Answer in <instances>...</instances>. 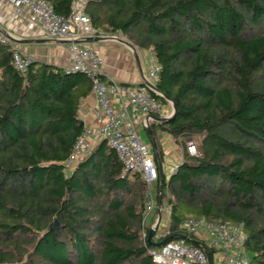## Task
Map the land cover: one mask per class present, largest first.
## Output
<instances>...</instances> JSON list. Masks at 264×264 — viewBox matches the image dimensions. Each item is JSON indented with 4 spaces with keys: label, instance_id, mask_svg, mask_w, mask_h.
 <instances>
[{
    "label": "trees",
    "instance_id": "obj_1",
    "mask_svg": "<svg viewBox=\"0 0 264 264\" xmlns=\"http://www.w3.org/2000/svg\"><path fill=\"white\" fill-rule=\"evenodd\" d=\"M45 1L61 16L75 2ZM85 13L97 34H122L161 66L155 87L176 115L151 132L184 149L155 185L169 238L187 217L242 225L250 264H264V0H89ZM92 90L85 75L43 63L22 75L0 44V264H155L159 211L147 226L141 176L124 174L106 140L67 163ZM193 137L198 157L186 152Z\"/></svg>",
    "mask_w": 264,
    "mask_h": 264
},
{
    "label": "built area",
    "instance_id": "obj_2",
    "mask_svg": "<svg viewBox=\"0 0 264 264\" xmlns=\"http://www.w3.org/2000/svg\"><path fill=\"white\" fill-rule=\"evenodd\" d=\"M16 13L26 19L31 26H39L45 36L51 39L66 41L72 58V65L66 68L67 73L85 75L93 85L98 101L95 120L97 128L85 129L74 147L71 162L87 154L93 148L92 139L100 142L106 140L115 150L123 165L124 174L138 173L145 186L144 222L158 210V216L152 229H155L153 241L158 243L171 235L169 220L162 221V215L169 214V206L158 202L155 185L160 179L158 165L152 156L150 147L138 134L136 119L143 115V125L149 128L154 117L164 115L165 104L158 98L163 95L155 89L161 70L157 59L150 57V71L143 84L129 88L104 79L101 71L102 59L94 49L85 44L88 35L103 36L93 29L90 18L85 13L89 0H75L68 16L56 14L45 0H6ZM89 32V33H88ZM0 44L10 46L12 63L15 69L25 75L31 63L12 39L0 31ZM154 86V87H153ZM117 99L120 109L113 105ZM125 127V128H124ZM186 152L191 157H198L196 142H186ZM178 166L174 168L177 171ZM181 229L184 235L170 240L164 245L149 249L155 264H250L251 258L245 249L246 236L242 225L212 223L204 218L187 217ZM146 237L145 232L142 233ZM209 252L212 253L210 256ZM222 260V263L219 260Z\"/></svg>",
    "mask_w": 264,
    "mask_h": 264
},
{
    "label": "crops",
    "instance_id": "obj_3",
    "mask_svg": "<svg viewBox=\"0 0 264 264\" xmlns=\"http://www.w3.org/2000/svg\"><path fill=\"white\" fill-rule=\"evenodd\" d=\"M0 31L9 36L13 43L19 46L23 55L30 62L43 63L64 70L72 65L68 43L46 37L39 26H31L26 19L16 13L14 7L6 0H0ZM103 36L110 38L96 42L91 41V38L96 36L88 35L85 44L94 49L101 57V71L104 79L129 88L143 84L144 78H148L149 76L151 66L150 57L153 54L151 49L145 50L134 45L122 34ZM124 41L129 42L133 48L126 45ZM113 105L117 110L120 109L117 99H113ZM165 105L164 115L161 117H154L148 129L143 125L144 117L141 114L137 116L135 121L136 127L140 139L150 147L152 156L158 163V166L159 161L161 165H163V163H167V160L176 154L179 156L178 164L180 165L184 160V149L180 141H176L167 133L159 132L157 140L153 136L157 147V149H155L149 134L151 126L154 123H160L157 118H168L173 113L172 104L168 101ZM97 109L98 101L92 90L90 94L81 101L78 111L79 119L85 129L95 130L97 128V122L95 120ZM91 141L94 145L93 147L99 143L94 139ZM158 144L163 154L162 160L158 152ZM161 171L163 173V170ZM161 219L165 222L168 216L163 214Z\"/></svg>",
    "mask_w": 264,
    "mask_h": 264
},
{
    "label": "water",
    "instance_id": "obj_4",
    "mask_svg": "<svg viewBox=\"0 0 264 264\" xmlns=\"http://www.w3.org/2000/svg\"><path fill=\"white\" fill-rule=\"evenodd\" d=\"M107 38H110V37H106V36H96V37H94V38H91L92 40L91 41H102V40H105V39H107ZM63 43H68V42H66V41H62ZM124 43L126 44V45H128V46H130L131 48H133V46L129 43V42H126V41H124ZM144 81H145V83H148V84H150V82L147 80V78H144ZM154 87V86H153ZM156 89V88H155ZM167 101H169L171 104H172V106H173V113L171 114V116H169L168 118H157L158 119V121L159 122H162V123H165V122H168L169 120H171L175 115H176V108H175V105H174V103L170 100V99H168V98H166L165 96H163ZM149 134H150V136H151V138H152V141H153V144H154V147H155V149H157V147H156V145H155V141H154V138H153V135H152V132L151 131H149ZM159 168H160V172L162 173V165H161V163H160V161H159ZM154 233H155V229H150V233H149V235H148V241L149 242H151L152 241V238H153V236H154ZM171 239L170 238H166V239H164V240H162L161 242H158V243H155L154 245H155V247H159V246H162V245H164L166 242H168V241H170Z\"/></svg>",
    "mask_w": 264,
    "mask_h": 264
},
{
    "label": "rangeland",
    "instance_id": "obj_5",
    "mask_svg": "<svg viewBox=\"0 0 264 264\" xmlns=\"http://www.w3.org/2000/svg\"><path fill=\"white\" fill-rule=\"evenodd\" d=\"M188 140H193L194 142H196L197 146H198V138L197 137H193L191 139H187L186 142ZM178 160H179V156L176 154L175 156L169 158L167 160V163H163L162 165V170H163V174L166 176V177H170L171 174L174 173V168L176 166H178ZM146 225L148 226V221L145 222ZM221 263H222V260L220 259L219 260Z\"/></svg>",
    "mask_w": 264,
    "mask_h": 264
}]
</instances>
